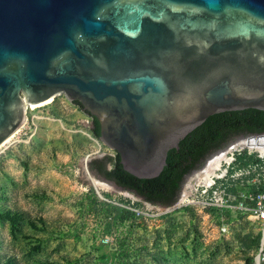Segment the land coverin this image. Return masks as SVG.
<instances>
[{"label":"water","instance_id":"obj_1","mask_svg":"<svg viewBox=\"0 0 264 264\" xmlns=\"http://www.w3.org/2000/svg\"><path fill=\"white\" fill-rule=\"evenodd\" d=\"M61 95L126 172L154 179L209 117L264 112V0H0V149Z\"/></svg>","mask_w":264,"mask_h":264},{"label":"rangeland","instance_id":"obj_2","mask_svg":"<svg viewBox=\"0 0 264 264\" xmlns=\"http://www.w3.org/2000/svg\"><path fill=\"white\" fill-rule=\"evenodd\" d=\"M35 106L0 149V264H257L261 224L233 212L222 221L201 204L203 185L167 208L95 186L89 158L115 152L92 117L64 95ZM237 166L214 186L226 183L233 199Z\"/></svg>","mask_w":264,"mask_h":264},{"label":"trees","instance_id":"obj_3","mask_svg":"<svg viewBox=\"0 0 264 264\" xmlns=\"http://www.w3.org/2000/svg\"><path fill=\"white\" fill-rule=\"evenodd\" d=\"M75 104L82 108L79 102ZM91 117L93 134L99 138V122ZM260 133H264L263 111L246 109L224 112L209 117L188 134L178 148L169 151L164 170L154 179H139L126 172L118 153L93 160L90 170L151 204L169 207L178 201L187 176L200 169L211 155L239 136ZM251 160L250 157L243 166H247Z\"/></svg>","mask_w":264,"mask_h":264},{"label":"built area","instance_id":"obj_4","mask_svg":"<svg viewBox=\"0 0 264 264\" xmlns=\"http://www.w3.org/2000/svg\"><path fill=\"white\" fill-rule=\"evenodd\" d=\"M262 137H264V134L247 137L240 141L260 139ZM236 143L226 148L230 149L229 157L231 161L223 164V170H225L226 173L225 176L220 178L224 179L228 174L230 165L239 161V166H237L236 169L233 168L234 175L232 174V177H238V183H240L239 185L244 187V189L240 190L238 183H236L235 188L238 190V198L233 199V189H229L226 183H223L221 187H214L216 180L220 179L216 178L212 186H203L204 198L201 204H203L205 208L218 209L222 221H224L227 213L233 212L261 224L262 242L257 258L258 264H264V151L248 147L236 148ZM246 150H248V157H245V159H241L243 158L241 157L237 160L236 156L239 158ZM250 157L252 158L251 162L247 166H243V160L247 161ZM231 187L233 186L231 185ZM210 191L211 195L209 196ZM234 201H236V203H234ZM221 231L223 233L228 231V226L225 222L222 224Z\"/></svg>","mask_w":264,"mask_h":264},{"label":"bare ground","instance_id":"obj_5","mask_svg":"<svg viewBox=\"0 0 264 264\" xmlns=\"http://www.w3.org/2000/svg\"><path fill=\"white\" fill-rule=\"evenodd\" d=\"M47 103H51V101ZM31 108L36 109L38 108V106H31ZM235 147L236 148L237 147H242V148L248 147L251 149L256 148L260 151H264V137L260 139H254V140L239 141L238 143H236ZM229 153H230V149L223 150L221 153L215 156L207 164V166L204 168V170L199 176L191 178L185 187V193L181 197L180 201L183 202V201L189 200L190 196L193 195L197 186L203 185L205 187H210L214 184V181L216 178L225 176L226 172L225 170H223V164L231 161V158L229 157ZM91 178L95 186L100 187V188H109V185L106 184L105 182H102L101 180H98L93 177ZM257 264H258V258H257Z\"/></svg>","mask_w":264,"mask_h":264},{"label":"flooded vegetation","instance_id":"obj_6","mask_svg":"<svg viewBox=\"0 0 264 264\" xmlns=\"http://www.w3.org/2000/svg\"><path fill=\"white\" fill-rule=\"evenodd\" d=\"M232 141H233V140H232ZM230 142H231V141H230ZM230 142H229V143H230ZM229 143H228V144H229Z\"/></svg>","mask_w":264,"mask_h":264}]
</instances>
